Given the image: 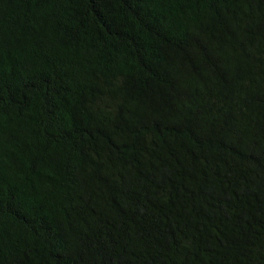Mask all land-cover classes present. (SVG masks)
I'll return each instance as SVG.
<instances>
[{
  "label": "trees",
  "instance_id": "1",
  "mask_svg": "<svg viewBox=\"0 0 264 264\" xmlns=\"http://www.w3.org/2000/svg\"><path fill=\"white\" fill-rule=\"evenodd\" d=\"M0 264H264V0H0Z\"/></svg>",
  "mask_w": 264,
  "mask_h": 264
}]
</instances>
